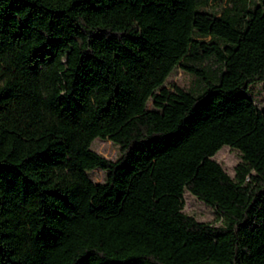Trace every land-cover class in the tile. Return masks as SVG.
<instances>
[{
    "label": "trees",
    "instance_id": "1",
    "mask_svg": "<svg viewBox=\"0 0 264 264\" xmlns=\"http://www.w3.org/2000/svg\"><path fill=\"white\" fill-rule=\"evenodd\" d=\"M255 82L264 0H0V264H264Z\"/></svg>",
    "mask_w": 264,
    "mask_h": 264
},
{
    "label": "rangeland",
    "instance_id": "2",
    "mask_svg": "<svg viewBox=\"0 0 264 264\" xmlns=\"http://www.w3.org/2000/svg\"><path fill=\"white\" fill-rule=\"evenodd\" d=\"M193 84V76L184 72L179 67H175L171 71L164 83L165 87L170 90H173L174 86H177L182 90H188ZM245 94L248 97L255 99L259 108L264 107V82L250 84L245 91ZM147 108H154L152 100L148 101ZM91 149L110 160H115L118 156V146L112 143L109 139L95 138L92 141ZM211 158L219 163L231 177L234 175L235 166L241 161L240 153L229 146H222L217 152L211 155ZM88 175L93 182L98 183L103 181L105 172L96 168L89 171ZM182 211L187 215L193 216L200 222L209 223L214 226H219L222 222L214 208L204 204L187 191H184L183 193Z\"/></svg>",
    "mask_w": 264,
    "mask_h": 264
}]
</instances>
